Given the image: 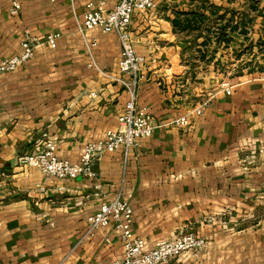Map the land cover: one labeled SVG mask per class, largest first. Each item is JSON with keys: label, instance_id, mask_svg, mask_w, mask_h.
<instances>
[{"label": "crops", "instance_id": "obj_1", "mask_svg": "<svg viewBox=\"0 0 264 264\" xmlns=\"http://www.w3.org/2000/svg\"><path fill=\"white\" fill-rule=\"evenodd\" d=\"M90 1L20 0V13L10 16L9 1L0 0V62L17 53L24 31L40 40L32 60L0 76V264L120 260L112 227L84 237L87 217L118 193L130 204L133 234L147 250L181 233L205 241L197 256L187 252L166 264H264V73L229 82L230 96L220 80L194 85L190 64L180 56L185 49L161 38L174 36V17L155 41L145 28L155 24L156 14L135 12L132 18L133 47L145 58L137 104L158 127L126 164L120 151L105 154L94 165L93 182L57 180L18 165L20 156L42 145L43 135L56 143L58 158L76 162L85 144L119 127L128 94L112 80L120 77L117 37L85 33L96 43L91 56L97 72L87 67L77 31ZM56 32L63 37L50 49L43 39ZM201 43L199 56L219 51L218 41L216 47ZM208 60L198 62L204 67ZM205 100L209 104L187 127L170 125ZM97 183L99 199L92 197Z\"/></svg>", "mask_w": 264, "mask_h": 264}, {"label": "built area", "instance_id": "obj_2", "mask_svg": "<svg viewBox=\"0 0 264 264\" xmlns=\"http://www.w3.org/2000/svg\"><path fill=\"white\" fill-rule=\"evenodd\" d=\"M10 16H17L21 11L20 0H8ZM54 2L55 0H50ZM163 0H91L85 5L77 31L84 38L85 33L97 30L102 34H114L120 46L118 71L120 77L112 78L128 94L121 115L118 117L117 130H108L94 142H88L81 150L76 162L60 159L56 156V143L43 135L44 141L37 150L29 155L20 156L19 166L39 171L43 176L57 180L75 181L78 179L96 181L98 174L94 169L96 162L105 154L122 153L124 164L131 153L137 150L142 140L152 136L157 125L145 108L137 104V90L140 73L145 65V58L139 56L133 47L131 22L135 12H153ZM109 3L111 7L105 8ZM61 33L46 35L43 42L50 49H56L62 39ZM40 40L29 31H24L16 54L0 62V76L12 73L33 59L35 49ZM95 41L84 38V46L90 58L88 68L102 72L91 56ZM123 76H127L124 78ZM233 86L226 81L220 83V90L230 96ZM95 98L94 94H91ZM209 100L200 101L186 116L170 122L174 128H184L189 124V118L200 116ZM92 197L101 198V185L93 186ZM88 227L84 237H93L100 228L112 227L122 246V258L102 264H166L172 258L191 252L197 256L205 246V241L192 233H181L171 239L157 242L152 249L147 250L132 231L133 211L130 204L118 193L114 199L104 201L98 210L87 217Z\"/></svg>", "mask_w": 264, "mask_h": 264}, {"label": "rangeland", "instance_id": "obj_3", "mask_svg": "<svg viewBox=\"0 0 264 264\" xmlns=\"http://www.w3.org/2000/svg\"><path fill=\"white\" fill-rule=\"evenodd\" d=\"M195 11L209 17L205 25L214 30L209 36V46L212 44L214 47L218 46L215 36L216 28H221L225 23L226 25L232 24V26L236 23H245L248 39H243L242 36L235 34L228 49H223V45H220L219 51L212 58V62H221L223 67L214 73L211 66L209 73H204L203 67L198 62L199 55L196 53V47L202 42L201 37L204 39V35L198 33L197 36V33L181 32L179 28H176L172 30L174 36L161 37L174 45L175 43L180 44V47L185 49L180 52V56L185 63L190 64L188 78L194 85H202L204 79L206 82L209 80L232 82L243 77L258 78L260 74L264 73L259 70L260 67L264 68V45H256L259 39L264 40V0H164L153 11L156 14L155 24L146 27L145 30L150 35V39L155 41L159 38L158 34L165 33L166 25L164 23L166 21L177 15L184 20L187 17L182 16V14ZM167 41L160 42L161 48L165 44H169ZM250 43L253 47L245 49ZM156 44L158 45L159 42ZM188 44L187 50L184 46ZM158 60L164 61L163 56ZM249 69L252 70V74H248Z\"/></svg>", "mask_w": 264, "mask_h": 264}, {"label": "trees", "instance_id": "obj_4", "mask_svg": "<svg viewBox=\"0 0 264 264\" xmlns=\"http://www.w3.org/2000/svg\"><path fill=\"white\" fill-rule=\"evenodd\" d=\"M257 3V2H255ZM218 9V8H215ZM182 16L187 17L184 20H182L180 17L181 16H176L174 17L173 20H171V25L174 29L179 28L181 32L193 34V33H198L201 35H204L203 42L201 43L200 46L206 48L209 43V36L212 33L213 28H210L209 26L205 25L206 22H208L209 17L204 16L202 13H198L197 11L195 12H190V13H184ZM246 25L245 23L242 24H235L232 26V24L226 25V23L221 27V28H216L217 32L215 36L217 37V41L220 45H223V49H228L230 43L232 42L233 35L238 34L243 37V39H248V31L246 30ZM196 36V37H197ZM264 45V40H258L256 45ZM243 47V46H241ZM253 45L250 43L248 47L245 49H250L252 48ZM215 52V51H214ZM214 55L207 56L206 52L204 51L203 53H200L199 59L201 61H204L205 58L209 57V60L206 61L205 66L203 67L204 73H209V66L212 63L211 60ZM223 67V64L220 62L214 63L213 64V71L217 72L219 69ZM261 72H264V68L262 69L261 67L259 68ZM252 70L249 69L248 74H252Z\"/></svg>", "mask_w": 264, "mask_h": 264}]
</instances>
